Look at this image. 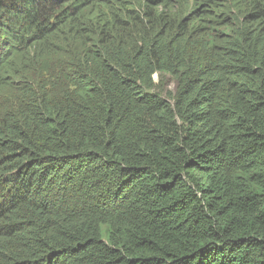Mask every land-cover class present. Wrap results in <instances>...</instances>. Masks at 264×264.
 <instances>
[{"label": "trees", "instance_id": "obj_1", "mask_svg": "<svg viewBox=\"0 0 264 264\" xmlns=\"http://www.w3.org/2000/svg\"><path fill=\"white\" fill-rule=\"evenodd\" d=\"M11 62L0 264H264V0H0Z\"/></svg>", "mask_w": 264, "mask_h": 264}, {"label": "rangeland", "instance_id": "obj_2", "mask_svg": "<svg viewBox=\"0 0 264 264\" xmlns=\"http://www.w3.org/2000/svg\"><path fill=\"white\" fill-rule=\"evenodd\" d=\"M102 3V2H101ZM101 3H98L95 5V9L98 10L99 9V6ZM94 18H96L94 16ZM105 32V31H104ZM65 39H69L72 37V34H68V35H63ZM74 37V36H73ZM29 55H33L35 56L36 54L39 55V58H37L36 60H43L45 61V52L44 50L41 48V46H32L31 49L29 50L28 52ZM23 55H19L17 58H16V61L19 62L21 57ZM34 57H32L33 59ZM17 62H11V64H9L7 67H5L4 71L0 74V89H2V85L4 84L5 80H7L8 78H6V73H8L9 75L12 73V70L14 69V64L17 63ZM39 67L42 68V70L46 67V65L44 63H41L39 65ZM154 81L156 84H158V89L157 91L161 92L162 94H166L168 92H172L173 89H174V81L172 80L171 77L169 76H165L163 77V79L159 82V79L156 75H154ZM164 98H166V96H162Z\"/></svg>", "mask_w": 264, "mask_h": 264}]
</instances>
